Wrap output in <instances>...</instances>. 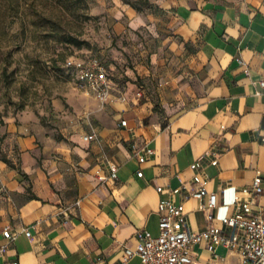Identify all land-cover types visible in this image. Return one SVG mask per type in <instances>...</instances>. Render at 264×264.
<instances>
[{
    "label": "crops",
    "instance_id": "obj_1",
    "mask_svg": "<svg viewBox=\"0 0 264 264\" xmlns=\"http://www.w3.org/2000/svg\"><path fill=\"white\" fill-rule=\"evenodd\" d=\"M154 3L149 13L110 11L113 35L129 43L126 55L114 49V62H104L113 97L125 102L101 104L69 73L67 99L5 119L0 264H121L138 231L158 234L163 200L181 203L188 227L204 231L205 213L186 192L194 187L190 165L207 150L213 155L200 164L217 194L216 226L234 213V195L264 177V0ZM145 148L154 153L139 163ZM110 167L116 178L99 182L96 173ZM252 211L264 217V195ZM215 252L221 264H242L236 251ZM211 257L203 244L192 247L193 264Z\"/></svg>",
    "mask_w": 264,
    "mask_h": 264
},
{
    "label": "rangeland",
    "instance_id": "obj_2",
    "mask_svg": "<svg viewBox=\"0 0 264 264\" xmlns=\"http://www.w3.org/2000/svg\"><path fill=\"white\" fill-rule=\"evenodd\" d=\"M154 1L0 0V129L6 118L27 110L40 115L52 107L53 100L68 98L74 84L62 62L70 54L92 53L108 62L115 60L110 53L114 49L126 55L122 47L129 42L113 35L111 9L128 5L149 13L154 10ZM66 6L68 10H62ZM36 11L56 21L60 36H46L49 26H43ZM68 33L88 45L76 49L58 43ZM3 137L0 131V153Z\"/></svg>",
    "mask_w": 264,
    "mask_h": 264
},
{
    "label": "built area",
    "instance_id": "obj_3",
    "mask_svg": "<svg viewBox=\"0 0 264 264\" xmlns=\"http://www.w3.org/2000/svg\"><path fill=\"white\" fill-rule=\"evenodd\" d=\"M240 64H245L240 61ZM64 68L73 75L83 93L93 96L101 104L113 99L125 102L123 96L113 97L112 84L106 65L96 56L91 54L77 55L65 61ZM260 85L263 87L264 82ZM126 125L125 121L121 122ZM94 136H85V140H91ZM153 150L145 148L140 155L139 163H144L153 155ZM213 155L207 150L194 163L190 165L193 170V188L186 192V196L197 201V208L205 213L208 225L202 232L192 231L187 223L183 212V205L172 200H163L158 205L161 213L158 222V234L152 236L149 232L138 231L136 233L137 245L134 249L125 248L121 264H129L137 258L141 264H193L192 247L203 244L211 253V258L205 264H221L215 250L223 246L230 251H236L241 258L242 264H264V217L255 215L252 205L258 196L264 195L262 183L264 177L257 176L251 185L240 189L233 197L234 213L220 220V226H216L213 210L217 207V194L207 189L208 179L202 174L200 160ZM213 166L217 165V158L210 161ZM116 168L110 167L107 176L97 172L99 182L116 178ZM138 177L142 172L137 173ZM157 192L163 191L158 187ZM177 188L173 193L182 191ZM3 236L12 240L14 235L9 228H4ZM24 234L29 237L28 229ZM5 246H0V257L5 251ZM12 264H18L16 261Z\"/></svg>",
    "mask_w": 264,
    "mask_h": 264
},
{
    "label": "trees",
    "instance_id": "obj_4",
    "mask_svg": "<svg viewBox=\"0 0 264 264\" xmlns=\"http://www.w3.org/2000/svg\"><path fill=\"white\" fill-rule=\"evenodd\" d=\"M60 1V0H59ZM66 2V1H65ZM62 10H68V6L65 7V9H62ZM36 15H41L42 16V22H43V26H49V33L46 35V36H50V37H58L60 36L58 31H57V28H56V21H51V18L46 15L45 13H38L37 11L35 12ZM64 39L63 40H59L58 43H62V44H65L66 46H71V47H74L76 49H81L84 45H88V42L85 41V40H81V39H78L77 37H74L72 35V33H68V35H66L65 37H63ZM88 54H91L93 55L92 53H88ZM80 55H84V54H80ZM73 56H77V54H70L69 56H67L64 61L62 62V65L64 67V64H65V61L70 58V57H73ZM93 56H96V55H93ZM97 57V56H96ZM98 58V57H97ZM100 59V58H99ZM101 60V59H100ZM104 64L105 62L103 60H101ZM106 65V64H105Z\"/></svg>",
    "mask_w": 264,
    "mask_h": 264
}]
</instances>
